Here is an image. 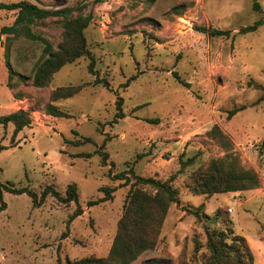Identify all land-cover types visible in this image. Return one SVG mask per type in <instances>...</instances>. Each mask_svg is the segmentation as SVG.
<instances>
[{"label":"rangeland","instance_id":"obj_1","mask_svg":"<svg viewBox=\"0 0 264 264\" xmlns=\"http://www.w3.org/2000/svg\"><path fill=\"white\" fill-rule=\"evenodd\" d=\"M27 1L48 10L79 4ZM90 12L93 21L85 35L98 77L110 89L94 84L88 58L63 67L47 88H35L23 78H32L44 45L25 34L4 36L0 45V116L18 110L32 116V124L18 135L13 125L0 126V183L28 188L39 197L48 187L65 196L68 186L76 184L84 211L71 220L74 203L48 196L34 206L28 194L4 192L0 264L108 257L134 183L131 169L162 181L175 176L172 186L178 192L158 245L133 264H207L209 229L243 236L254 264H264V101L258 104L264 97V0H90L84 13ZM17 15L0 10V25H13ZM258 21L263 25L256 32L237 34ZM62 25V18L49 17L37 21L32 31L57 48ZM197 27L231 34L209 37ZM7 63L15 73L13 88L8 87ZM79 85L85 86L79 94L54 102L71 119L46 114L55 89ZM120 98L124 118L116 119ZM242 107L228 119L230 111ZM156 118L159 124L147 122ZM216 125L232 139V150L208 134ZM102 153L109 155L106 166ZM228 154L255 170L261 187L195 195L189 187L193 172ZM192 158L181 170V161ZM124 172L128 185L115 177ZM106 187L115 189L112 199L89 207L88 202L105 197Z\"/></svg>","mask_w":264,"mask_h":264},{"label":"trees","instance_id":"obj_2","mask_svg":"<svg viewBox=\"0 0 264 264\" xmlns=\"http://www.w3.org/2000/svg\"><path fill=\"white\" fill-rule=\"evenodd\" d=\"M78 1L77 7H65L59 10H48L27 0L12 4L0 3V10L18 11L13 25H0V45L4 36L10 38L12 35L18 37L21 34H25L28 39L41 42L44 45L42 58L36 64L32 78H23L31 81L33 87L38 89L47 88L53 81L55 74L63 67L73 64L81 58H88L90 60L89 73L96 77L94 84H103L104 87L110 89L109 82L98 77L95 70V59L89 49L85 35L86 29L93 21V13H84L90 0ZM94 1L103 2V0ZM76 13L77 15L74 17L73 15ZM49 17L62 18V36L57 48L49 40L34 34L32 31V26L37 21ZM262 25L263 22L258 21L254 25L242 28L237 34L246 35L256 32ZM197 31L209 37H229L231 34L229 31L205 27H197ZM232 38L234 39L235 35ZM7 66L9 67L8 87L13 88L12 81L15 73L9 63H7ZM184 84L188 86L187 83ZM84 88V85H79L55 89L50 95V102L45 106L46 114L54 118L71 119L72 116L67 111L54 105V102L70 99L79 94ZM15 98L21 100L23 96L17 94ZM263 101L264 97L259 99L258 104ZM122 103L123 99L120 98L117 102L116 119L124 118ZM240 110H245V108L230 111L228 119L233 118ZM147 122L159 124L160 120L158 118L147 119ZM31 124L32 116L29 111L18 110L9 115L0 116V126L13 125L14 135H18ZM208 134L227 150L234 148L232 139L219 126H214ZM89 142H91L90 139H85V143ZM68 143L72 142L68 141ZM102 148L104 149V145ZM108 158L107 153H102L104 166L107 165ZM193 162L194 158L189 159L187 162L181 161V170L187 168ZM129 173L134 179V183L126 197L123 216L119 221L118 230L108 257L97 258L92 256L77 261H68V264H133L140 256L156 248L169 209L172 204L178 202V192L172 186L176 177L173 176L166 181H162L153 177L138 176L133 169ZM115 177L116 179L126 180V185L131 183L125 172L115 175ZM261 183V177L255 170L244 168L237 158L233 157L232 154H228L222 159L211 161L206 169L193 172L190 176L189 187L197 196H209L251 191L260 188ZM114 191L115 189L109 187L104 188L105 197L88 202V206L92 207L111 200ZM4 192L14 195L28 194L33 199L34 206H41L48 196L57 198L65 205L74 203L77 208L71 220L84 213L76 184L68 186L65 196H62L53 187H48L39 197L38 194L28 188H17L13 184L0 183V212L6 208L3 197ZM195 214L198 216V213ZM206 234L209 253L207 264H254V255L243 236L234 235L229 229H209Z\"/></svg>","mask_w":264,"mask_h":264}]
</instances>
